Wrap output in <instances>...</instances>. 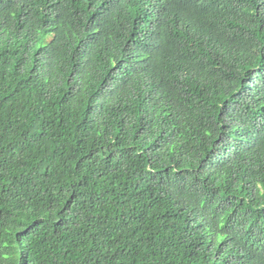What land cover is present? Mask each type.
Instances as JSON below:
<instances>
[{
  "label": "trees",
  "instance_id": "obj_1",
  "mask_svg": "<svg viewBox=\"0 0 264 264\" xmlns=\"http://www.w3.org/2000/svg\"><path fill=\"white\" fill-rule=\"evenodd\" d=\"M0 264H264V0H0Z\"/></svg>",
  "mask_w": 264,
  "mask_h": 264
}]
</instances>
